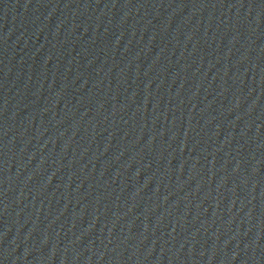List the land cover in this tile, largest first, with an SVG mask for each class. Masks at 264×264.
Listing matches in <instances>:
<instances>
[{"label":"water","instance_id":"obj_1","mask_svg":"<svg viewBox=\"0 0 264 264\" xmlns=\"http://www.w3.org/2000/svg\"><path fill=\"white\" fill-rule=\"evenodd\" d=\"M264 48V0H0V264H114Z\"/></svg>","mask_w":264,"mask_h":264}]
</instances>
